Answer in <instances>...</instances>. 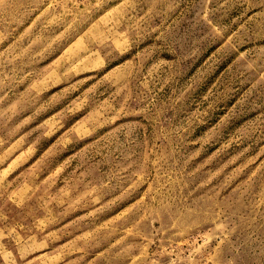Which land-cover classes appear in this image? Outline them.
Wrapping results in <instances>:
<instances>
[{
	"label": "rangeland",
	"instance_id": "1",
	"mask_svg": "<svg viewBox=\"0 0 264 264\" xmlns=\"http://www.w3.org/2000/svg\"><path fill=\"white\" fill-rule=\"evenodd\" d=\"M0 264H264V0H0Z\"/></svg>",
	"mask_w": 264,
	"mask_h": 264
}]
</instances>
